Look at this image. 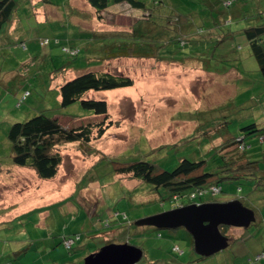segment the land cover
<instances>
[{
    "label": "rangeland",
    "instance_id": "obj_1",
    "mask_svg": "<svg viewBox=\"0 0 264 264\" xmlns=\"http://www.w3.org/2000/svg\"><path fill=\"white\" fill-rule=\"evenodd\" d=\"M138 1L169 28L167 41L154 57L100 63L86 51L98 44L92 33L126 31L143 12L114 5L98 20L87 0H15L0 31V264H84L108 242L140 247L136 264H264L256 259L264 250V140L241 130L264 128V82L242 31L264 23V0ZM70 6L83 16L69 17ZM93 69L134 81L86 94L107 104L111 123L102 137L82 149L62 145L50 180L14 166L7 139L13 123L39 114L70 126L101 119L79 102L59 105V85ZM238 137L243 161L258 162L260 183L224 180L220 191L195 202L239 200L258 222L226 228L227 247L202 260L183 228L137 224L175 204L164 189L116 174V164L144 160L172 171L180 159H203L211 170L234 152ZM76 233L80 241L67 251L61 239Z\"/></svg>",
    "mask_w": 264,
    "mask_h": 264
},
{
    "label": "trees",
    "instance_id": "obj_2",
    "mask_svg": "<svg viewBox=\"0 0 264 264\" xmlns=\"http://www.w3.org/2000/svg\"><path fill=\"white\" fill-rule=\"evenodd\" d=\"M87 3L95 12L98 20L103 18V12L114 5L125 4L135 12L137 10L143 12L141 17H135L126 31H92L99 41L91 51L89 49L86 51L91 52L95 57L98 56L95 59L100 63L112 59L154 57L157 55L159 45L167 41L169 28L151 20L153 14L146 9L144 3L138 0H87ZM15 7V0H0V31L10 22ZM67 15L69 17L83 16L71 6L67 9ZM242 31L246 34L250 54L257 63L264 82V40L262 39L264 26L257 24L246 27ZM133 83V79L128 75L93 69L81 72L60 84L58 88L60 107L65 108L79 102L82 108L92 111L101 119L70 126L59 118L39 114L27 121L13 123L7 133V139L11 145L12 164L33 170L41 180L55 178L63 160L60 151L62 145L78 143L79 148L82 149L91 141L101 138L110 127L111 121L108 120L106 102L87 98L86 94L90 91L126 88L132 86ZM241 130L245 135L257 132L260 139L264 140V128L255 123L246 125ZM242 142L243 137H238L237 140L231 142L230 144L234 145L232 150L234 152L228 158L223 157V165L220 164L211 170H205L206 160L191 161L183 158L172 171L163 170L144 160L118 163L114 171L118 175L150 184L157 191L164 189L170 202L175 204L173 208L181 207L192 202L196 203L195 200L201 198V193L211 191L213 187L220 191L221 187L218 183L224 180L248 179L255 181V185L260 183L258 162L243 161L245 146ZM228 144L227 146H231ZM191 196L194 198L192 199ZM257 221L256 218L255 222ZM228 227L220 226L219 230L229 241L224 232ZM80 238V234L76 233L63 237L61 241L67 251H71ZM189 238L193 247L192 239L190 236ZM175 250L178 251L176 246L173 248V251ZM260 255L258 254L256 259L263 260L264 257L260 258ZM198 259L202 260L204 257L199 256Z\"/></svg>",
    "mask_w": 264,
    "mask_h": 264
},
{
    "label": "water",
    "instance_id": "obj_3",
    "mask_svg": "<svg viewBox=\"0 0 264 264\" xmlns=\"http://www.w3.org/2000/svg\"><path fill=\"white\" fill-rule=\"evenodd\" d=\"M256 221L254 211L239 200L191 203L140 220L137 224L155 229L183 228L190 235L193 249L200 257H210L228 245L220 226L247 228ZM143 251L128 243L107 244L87 255L84 264H136Z\"/></svg>",
    "mask_w": 264,
    "mask_h": 264
},
{
    "label": "built area",
    "instance_id": "obj_4",
    "mask_svg": "<svg viewBox=\"0 0 264 264\" xmlns=\"http://www.w3.org/2000/svg\"><path fill=\"white\" fill-rule=\"evenodd\" d=\"M211 191H212V193H213V192H215V191H219V189L213 187V188L211 189ZM203 193H204V192H203ZM203 193H201V195H202ZM191 197H192V199L194 198V196H191ZM259 257H260V258H261V257L263 258V257H264V252H262L261 255H260Z\"/></svg>",
    "mask_w": 264,
    "mask_h": 264
},
{
    "label": "crops",
    "instance_id": "obj_5",
    "mask_svg": "<svg viewBox=\"0 0 264 264\" xmlns=\"http://www.w3.org/2000/svg\"><path fill=\"white\" fill-rule=\"evenodd\" d=\"M260 9L264 11V7H260ZM66 12H67V11H66ZM263 14H264V12L262 13V15H263ZM258 24H263V26H264V23H258ZM263 37H264V35H263ZM263 37H262V38H263ZM263 40H264V39H263ZM255 217H256V216H255ZM256 218H257V217H256ZM257 222H258V221H257Z\"/></svg>",
    "mask_w": 264,
    "mask_h": 264
}]
</instances>
